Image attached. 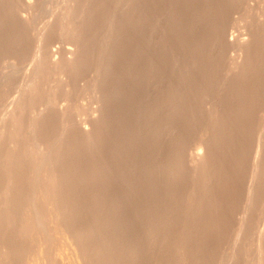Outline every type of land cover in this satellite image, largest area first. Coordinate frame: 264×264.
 I'll list each match as a JSON object with an SVG mask.
<instances>
[{"label":"rangeland","instance_id":"rangeland-1","mask_svg":"<svg viewBox=\"0 0 264 264\" xmlns=\"http://www.w3.org/2000/svg\"><path fill=\"white\" fill-rule=\"evenodd\" d=\"M0 127V264L264 260V0H0Z\"/></svg>","mask_w":264,"mask_h":264},{"label":"bare ground","instance_id":"bare-ground-1","mask_svg":"<svg viewBox=\"0 0 264 264\" xmlns=\"http://www.w3.org/2000/svg\"><path fill=\"white\" fill-rule=\"evenodd\" d=\"M66 5H67V4H66ZM62 9H63V8H62ZM250 12H251V11H250ZM29 17H30V16H29ZM260 19H261V18H260ZM228 23H229V22H228ZM225 27H226V26H225ZM220 28H221V27H220ZM223 28H224V26H223ZM214 30H215V29H214ZM223 30H224V29H223ZM39 31H40V30H39ZM219 31H220V30H219ZM31 32H32V31H31ZM223 32H224V31H223ZM223 32H222V33H223ZM222 33H221V34H222ZM228 33H229V31H228ZM228 33H227V34H228ZM227 34H226V35H227ZM36 36H37V35H36ZM15 37H16V36H15ZM224 37H226V36H224ZM219 38H220V37H219ZM219 38H218V39H219ZM221 38H222V37H221ZM140 39H141V38H140ZM218 39H217V40H218ZM225 39H226V38H225ZM239 39H240V38H239ZM227 40H229V39H227ZM237 40H238V38H237ZM230 41L233 42L232 39H230ZM243 41H244V40H243ZM239 42H241V41H239ZM20 43H21V42H20ZM224 43H225V42H224ZM38 44H39V42H38ZM241 44H242V42L240 43V45H241ZM240 45H239V46H240ZM213 46H214V45H213ZM213 46H212V47H213ZM221 46H222V45H221ZM234 46H235V45H234ZM240 47H241V46H240ZM75 49H76V48H75ZM37 50L39 51V47L37 48ZM68 51H69V50H68ZM34 53H35V52H34ZM63 53H64V52H63ZM78 53H80V52H78ZM36 54H39V53L37 52ZM59 54H60V53H59ZM220 54H221V53H220ZM68 55H69V54H68ZM34 57H35V56H34ZM228 58H229V57H228ZM38 59H39V58H38ZM58 59H59V58H58ZM49 63H50V62H49ZM234 63H235V62H234ZM58 65H59V64H58ZM64 67H65V66H64ZM39 68H40V67H39ZM31 69H32V68H31ZM55 69H56V68H55ZM13 70H14V69H13ZM41 70H42V69H41ZM194 70H195V66H194ZM194 70H193V72H194ZM195 72H196V71H195ZM195 72H194V73H195ZM10 75H11V74H10ZM193 76H194V75H193ZM197 76H198V75H197ZM194 77H195V76H194ZM76 78H77V77H76ZM193 80H194V79H193ZM78 81H79V80H78ZM203 82H204V81H203ZM79 83H80V82H79ZM37 88H38V87H37ZM40 88H41V87H40ZM41 89H42V88H41ZM29 100H30V98H29ZM17 103H18V102H17ZM25 103H26V102H25ZM21 104H22V103H21ZM37 107H38V106H37ZM203 108H204V107H203ZM4 110H5V109H4ZM15 110H16V109H15ZM14 112H15V111H14ZM19 112H20V111H19ZM9 115H10V114H9ZM28 115H29V114H28ZM10 116H11V115H10ZM12 116H13V115H12ZM41 117H42V116H41ZM87 118H88V117H87ZM43 120H44V119H43ZM53 121H54V120H53ZM16 122H17V121H16ZM20 122H21V121H20ZM20 122H19V123H20ZM74 122H75V121H74ZM39 123H40V122H39ZM90 123H91V121H90ZM1 127H2V126H1ZM1 127H0V128H1ZM85 128H86V127H85ZM218 129H219V128H218ZM67 131H68V129H67ZM216 131H217V130H216ZM212 132H213V131H212ZM82 133H83V132H82ZM70 136H71V135H70ZM76 136H77V135H76ZM78 136H79V135H78ZM64 138H65V137H64ZM55 144H56V143H55ZM258 146H260V145H258ZM198 150H199V149H198ZM28 154H29V153H28ZM6 155H7V154H6ZM257 155H258V154L256 153V158H257ZM21 156H22V155H21ZM21 156H20V158H21ZM52 157H53V156H52ZM192 157H193V156H192ZM200 157H201V156H200V153H199V154L197 153V154H196V157H195V158H196V161H197V159L200 158ZM17 160H18V159H17ZM20 160H21V159H20ZM258 160H259V159H258ZM22 161H23V160H22ZM19 163H20V162H19ZM39 163H40V162H39ZM39 163H38V164H39ZM46 163H47V162H46ZM50 167H51V166H50ZM54 167H55V166H54ZM5 168H6V167H5ZM154 168H156V167H154ZM20 169H21V167H20ZM157 169H158V168H157ZM257 169H258V168H257ZM3 171H4V170H3ZM46 172H47V171H46ZM24 175H25V174H24ZM51 175H52V174H51ZM9 180H10V179H9ZM62 182H63V181H62ZM19 185H20V184H19ZM1 186H2V185H1ZM6 186H7V185H6ZM29 186H30V185H29ZM251 186H252V185H251ZM27 187H28V186H27ZM15 191H16V190H15ZM22 191H23V190H22ZM250 191H251V190H250ZM62 194H63V193H62ZM23 195H24V194H23ZM251 195H252V193H251ZM13 196H14V194H13ZM31 196H32V195H31ZM22 200H23V199H22ZM33 200H34V199H33ZM57 200H58V199H57ZM251 202H252V201H251ZM57 210H58V209H57ZM40 213H41V212H40ZM44 213H45V212H44ZM52 216H53V215H52ZM6 219H7V218H6ZM240 224H242V223H240ZM61 228H62V227H61ZM242 228H243V227H242ZM5 229H6V228H5ZM2 230H3V229H2ZM263 230H264V228H263ZM2 232H3V231H2ZM261 234H263V232H262ZM1 235H2V234H1ZM2 240H3V239H2ZM12 240H13V239H12ZM1 243H2V242H1ZM10 243H11V241H10ZM6 245H7V244H6ZM6 245H5L4 249L6 248ZM60 247H61V245H60ZM7 248H8V247H7ZM62 248H63V245H62ZM57 250H58V249H57ZM64 251H65V249H64ZM10 257H11V256H10ZM59 259H62V258H59ZM161 262H162V261H161ZM30 263H31V262H30ZM253 263H254V262H253ZM256 264H264V260H263L262 258H261V259L259 258V263H258V261H257Z\"/></svg>","mask_w":264,"mask_h":264}]
</instances>
